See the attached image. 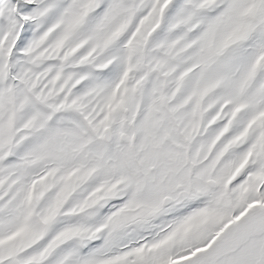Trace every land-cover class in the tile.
Instances as JSON below:
<instances>
[{"label":"snow or ice","instance_id":"obj_1","mask_svg":"<svg viewBox=\"0 0 264 264\" xmlns=\"http://www.w3.org/2000/svg\"><path fill=\"white\" fill-rule=\"evenodd\" d=\"M0 264H264V0H0Z\"/></svg>","mask_w":264,"mask_h":264}]
</instances>
